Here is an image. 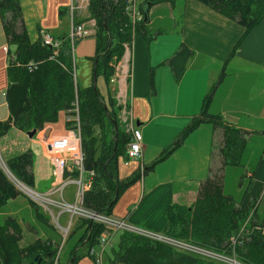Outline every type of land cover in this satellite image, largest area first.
<instances>
[{
    "label": "crops",
    "instance_id": "1",
    "mask_svg": "<svg viewBox=\"0 0 264 264\" xmlns=\"http://www.w3.org/2000/svg\"><path fill=\"white\" fill-rule=\"evenodd\" d=\"M71 1L19 0V3L31 42L40 40L43 31L56 39L68 36L74 18L77 19L74 23L82 28L87 25V28L84 27L90 36L78 40L73 50L76 87L86 90L93 83L96 25L90 18L88 22L78 21L88 8L78 10L72 16L69 11ZM178 3L180 19L168 25V32L163 29L166 25H156L160 22L152 19L148 25L161 33L156 32L150 39L137 32L132 34L124 46L122 64L118 63L110 77V80L113 77L116 79L114 83L109 80L106 84L102 76L97 77L104 80L101 95L104 102L107 103L109 99L118 101L120 94H125L129 123L139 133L142 144L139 159L126 164L124 152L119 155L125 158L123 165L117 158L119 180L124 181L134 174H139V178L121 192L110 216L124 220L131 227L155 234L164 232L169 206L176 204L190 207L196 199L200 182L208 178L214 163L212 154L216 135L212 126L200 124L151 172L144 174L143 170L171 147L181 131L199 113L206 94L216 82L223 63L236 45L235 54L227 62L225 78L215 92L209 111L220 115L223 121L234 128L257 138L255 151L259 158L250 174V186L246 189L240 186V189L245 190L240 206L245 212H250L254 200L258 213L264 192V18L242 39L245 28L233 20L196 0H178ZM66 16L69 18V26L64 24ZM64 26L68 27L66 31H63ZM181 45H185L194 55L188 60L180 79L176 80L167 60ZM12 49L0 21V122L9 118L5 91L9 83L8 53ZM68 118L67 112L61 111L55 124L47 125L32 138L15 128L0 138L1 148L8 158L27 150L32 151L34 183L36 185L46 180L48 187L45 192L53 190L58 179L53 173L54 165L48 142L71 132L79 135L77 130L66 129ZM40 157L50 163V172L47 173L45 169L42 171L44 161ZM36 160L39 162L36 163ZM259 189L261 192H258ZM224 193H227L225 187ZM57 214L60 225L69 227L72 234L70 240L62 245L58 264H70L75 257V264H96L88 255L89 246L85 252H80L83 243L78 244L88 233V225L83 224L84 220L79 218L70 219L67 213L59 211ZM116 234L114 244L102 255V264H107L112 259V251L117 249L120 234Z\"/></svg>",
    "mask_w": 264,
    "mask_h": 264
},
{
    "label": "trees",
    "instance_id": "2",
    "mask_svg": "<svg viewBox=\"0 0 264 264\" xmlns=\"http://www.w3.org/2000/svg\"><path fill=\"white\" fill-rule=\"evenodd\" d=\"M125 1L93 0L87 7L90 19L96 25L93 79L102 76L109 82L115 69L111 61L123 52V45L130 41L134 32L146 36V39H150L156 32L161 33L158 29L149 32V19H142L133 32L124 10ZM177 1L144 0V3L152 7L167 4L174 9ZM196 1L243 26L245 32L242 39L264 18V0ZM0 21L8 45L13 47L8 57L14 55L13 60L8 61L9 83L5 91L9 118L0 122V138L12 128L24 133L33 129L42 132L47 125L58 121L61 111L67 112L69 118L65 123L66 129L79 131L84 171L94 174L90 188L84 191L82 206L109 216L121 192L139 178V174H134L121 181L117 174V158L124 152L126 157L130 134L117 126L112 117L114 113L106 106L93 83L86 90L76 87L74 52L67 36L57 38L61 40L57 49L44 46L41 40L31 42L19 0H0ZM236 49L237 45L223 63L199 113L181 131L171 147L145 167L144 174L151 172L156 164L177 149L202 123L212 126L214 136L220 132L223 140L219 150L223 158L220 170L222 167L241 165L246 147L242 135L245 136L247 132L234 128L223 121L220 115L209 111L215 92L225 78L227 62L234 56ZM193 55L194 52L181 45L167 60L176 80L180 79ZM107 121L112 123L111 138L105 134ZM98 137L99 147L96 146L99 143ZM213 155L214 151L212 158ZM33 165L34 154L31 150L7 158L5 167L10 174L0 165V212L10 201L22 196L13 178L33 190ZM219 171L213 170L212 165L208 178L200 182L196 199L190 207L176 204L169 206L167 224L162 234L226 257L234 256L240 264H264V209L261 219L257 218L256 208L251 213L245 212L232 195L224 193L223 174ZM77 176V172H64L63 179H75ZM27 201L33 210L34 219L49 226L48 219L38 211L35 203L30 199ZM85 223L88 225V233L82 243L91 248L97 245L104 228L101 224L84 220ZM118 233L117 249L112 251V259L107 264H224L177 251L163 242L141 235L126 231ZM21 240L22 231L16 219L13 216L4 217L0 222V264H36L39 260L40 264L53 263L59 244L51 247L48 242L36 239L21 247ZM76 259L70 264H75Z\"/></svg>",
    "mask_w": 264,
    "mask_h": 264
},
{
    "label": "rangeland",
    "instance_id": "3",
    "mask_svg": "<svg viewBox=\"0 0 264 264\" xmlns=\"http://www.w3.org/2000/svg\"><path fill=\"white\" fill-rule=\"evenodd\" d=\"M44 1H46V0H44ZM143 3H144V0H136V4H137L138 8H140ZM45 5H47L46 2H45ZM175 8L172 9L169 5H166V4L153 6V8L151 10V15L149 13V21L151 22L152 19L153 20L157 19L160 23H158L156 25H161V27L163 25H166L163 27V29L166 32H168L170 30L168 25L172 24L175 20L179 21V19H180V11L181 10H180V3H178V1H177V11H175ZM172 12L174 13V15H171ZM80 17L81 18H79V20H78L79 22H88L89 21L88 19L90 18L89 17V10L86 9V12H84L83 16H80ZM83 17H84V19H82ZM64 19H65L64 24L69 26L68 16H66ZM74 20H76V22H77V19L74 18ZM84 26L87 28V25H84ZM84 26H83V28L85 30H87ZM63 28H64L63 31H66L68 29L67 26H64ZM149 28H150V26H149ZM60 31H62L61 26H60ZM153 31H154V29L151 27V29H149V32H153ZM88 39H91L92 41L94 40V38H88ZM77 42L78 41L75 42V45ZM124 51L125 50L123 49V52L117 58L112 59L111 65H115V68L118 65V63L122 64ZM13 56L10 57V60H13V58H14ZM75 66H76V63H75ZM77 70H78V68H77ZM76 76L78 78L77 73H76ZM101 78L102 77L97 78L96 87H97L100 95L103 96L102 87L104 84V80H102ZM106 84H107V81H106ZM104 103L106 104V106H108L111 109V112L114 113V115L112 117L114 118V121H116L117 126H119V128L122 129L125 133H128L126 126L124 124H122L119 120L121 113H120V109H119L120 104L118 103V101L113 100V99H109V101H107V103L106 102H104ZM113 108H114V111H113ZM117 120H118V123H117ZM106 125H107V129L105 130V134L108 135V138L109 137L111 138V125H112V123L107 121ZM37 132L38 131H36L35 134H37ZM242 137L245 139L246 147H245V150L243 152V155H242V158L240 161L241 165L239 167H233V166L222 167L221 170H220V168H221V164L223 162V158H222L219 150L223 146V140L221 138L220 132H217L215 139H214L213 170H216V171L220 170L218 173L222 172L223 183H224L225 191L227 192L226 194L232 195L234 199L236 198L235 202L237 204H239L241 202V198H242L241 196L244 194V191H245L244 189H240V188H242L240 186H243L245 189L248 188V184L251 181L250 180V174H252V169L254 168V166L257 162V159L259 158L258 153H256V151H255L256 150L255 144H256L257 138L255 136L250 135V133H247L245 136L242 135ZM99 138L100 137H98V140H97V141H99V143H97V145H96L97 147H99V145H100V139ZM1 146H2V143L0 141V164L8 172V170L5 167V161L7 160L8 155L6 153H4V150L1 148ZM39 159L44 161V163H43L44 168L42 169V171H44V169H45V171L47 173L50 172V170H51L50 163L48 164V161H46L45 159H42L41 157ZM118 159H119V163L124 165L125 158L123 156H119ZM38 162H39V160H36V163H38ZM70 166H71V163L69 162L68 167H70ZM126 166L127 165H125L124 167H126ZM245 170H247V171H245ZM10 176L12 177V175H10ZM62 179H63V177H62ZM62 179H59V178L57 179V186H55L53 188L54 191L57 189L58 186H60L59 182L61 183ZM70 180H72V179H68V181H70ZM13 181H14V184H17L15 186L16 187L18 186L17 188L22 193V196H20L15 201H10V203H8L1 210L0 222H2L3 218L6 216H13L16 219V221L18 222V224L21 228V231H22V240L19 242V246H21V247L27 246V245L31 244L33 241H35L36 239H40L44 242H48L51 245V247H55V246H57V244H59V246H61L63 244L65 245L70 240L72 234H71V231L69 230V227H66L67 231H60V228H59L60 223H59L58 214H57L60 211L59 207L53 206V205L49 206L48 204L46 206L43 205L46 203H50L49 199L55 200L58 202L61 201L60 200V193L58 191L56 193H53V194H51V193L49 194V191L45 192L47 187H48V185L46 184V180H41L39 183H37L34 186L33 190L29 189L28 187H26V189L22 188L20 183L17 182L14 178H13ZM63 181H66V180L63 179ZM28 191H29V193H28ZM258 192H261V189H259ZM27 194H30L31 196H33L34 200H36V201L31 199V197H29ZM40 194H43L46 197L42 196ZM75 194H76L75 185L73 183H68L62 191V198L66 202L68 201L70 203H73L75 200ZM260 197H261V195H260ZM28 199L32 200L35 203V205L38 207V211L45 218L48 219L49 224H50L49 226L48 225L44 226L42 223H40L34 219L33 210L29 207V205L27 203ZM250 209L252 211V207ZM263 209H264V192H263L262 197H261L260 202H259V212L257 213V215H258L257 218L261 219V217L263 215V213H262ZM249 216H248V218H249ZM75 219H77V218H75ZM61 223L63 224V222H61ZM118 234H116V236ZM83 239H85V236L83 237ZM83 239L81 241H79L78 244H81ZM113 244H114V242H112L111 245H113ZM108 248H110V246ZM86 249H88V246L86 244H83L81 249H80V252H85ZM106 254H108V252H106ZM92 263H93V261H92ZM119 264H122V263H119Z\"/></svg>",
    "mask_w": 264,
    "mask_h": 264
},
{
    "label": "built area",
    "instance_id": "4",
    "mask_svg": "<svg viewBox=\"0 0 264 264\" xmlns=\"http://www.w3.org/2000/svg\"><path fill=\"white\" fill-rule=\"evenodd\" d=\"M91 1L93 0H72L69 8V11L72 14V16L76 11L86 9ZM124 10L128 17L131 29L134 32L135 26L143 19V15L140 11V8H138L136 4V0H126ZM88 36H90V33L84 30L81 25L75 24L74 20L71 21V29L67 38L69 39V44L72 48V51L74 50L76 41ZM40 40L44 46H48L49 48L52 49L59 48L61 44L60 39H56L53 36H51L49 33L44 31L41 33ZM125 44L123 46H125ZM126 72L127 70L124 71V73ZM115 80L116 79L113 77L111 78L110 82L114 83ZM125 100H126L125 94L123 93L120 94L118 101L120 104L119 109L121 116L119 120L122 124L126 126L127 132L131 136V140L126 148L125 163L128 164L130 161L137 160L141 157L142 144L139 133L136 130H134L131 124L129 123L128 113H127V103ZM48 148L52 154V161L54 165V172H53L54 176H56L59 179H62L64 172H68V173L77 172L78 176L70 181L62 180L61 183L59 182L60 186H58L55 191L54 190L49 191V194L50 193L53 194L58 191L60 193L61 201L58 202L49 199L50 203H46L43 205L46 206L48 204L49 206L53 205L59 207L60 212L67 213L70 219L75 217L102 225L104 231L100 234L97 245L89 248L88 250V255L93 258L96 264H102V255L104 254L105 250L112 244L114 235L121 231L130 232L133 234H137L149 238L151 240L163 242L173 247L177 251L184 252L203 259H208L213 262H219L224 264H239L237 261L234 260L235 259L234 257H226L222 254H218L216 252L206 250L199 246L193 245L192 243H187L182 240L173 239L163 234H155L141 230L139 228L131 227L127 225L124 220L114 218L110 215L109 216L103 215L83 208L82 206L83 194L84 191L90 187L91 179L94 176V174L93 172L84 171L83 154L81 150V142L79 135L77 136L76 133L71 132L69 135H66L62 138H53L48 142ZM69 162L71 163L70 167H68ZM68 183H73L76 187L75 200L73 203L66 202L62 198V191ZM40 195L45 196L43 194ZM31 199L33 198L31 197ZM256 207H257V203L254 200H252V208H253L252 211ZM252 211H250V213ZM59 228L60 231H67L66 227H62L59 225ZM61 248L62 245L59 246L58 252L53 260V263L51 264H58Z\"/></svg>",
    "mask_w": 264,
    "mask_h": 264
},
{
    "label": "water",
    "instance_id": "5",
    "mask_svg": "<svg viewBox=\"0 0 264 264\" xmlns=\"http://www.w3.org/2000/svg\"><path fill=\"white\" fill-rule=\"evenodd\" d=\"M151 7H152V6H151V4H149V3H143V4L141 5V7H140V11H141V13H142V15H143V19H144V21H147V20L149 19V11H150V8H151ZM95 82H96V80L93 79L94 87H95ZM35 133H36V130H31V131L27 132L26 134H27V136H28L29 138H32V137L35 135ZM0 165H1V164H0ZM1 166H2V165H1ZM2 168H3V167H2ZM40 261H41V260H39L36 264H39Z\"/></svg>",
    "mask_w": 264,
    "mask_h": 264
},
{
    "label": "bare ground",
    "instance_id": "6",
    "mask_svg": "<svg viewBox=\"0 0 264 264\" xmlns=\"http://www.w3.org/2000/svg\"><path fill=\"white\" fill-rule=\"evenodd\" d=\"M4 168V167H3ZM21 185V187L22 188H24V189H26V186H24V185H22V184H20ZM28 193H29V191H28ZM27 195H29L30 197H32L33 198V196H31L30 194H27ZM36 197V196H35ZM34 199V198H33Z\"/></svg>",
    "mask_w": 264,
    "mask_h": 264
}]
</instances>
